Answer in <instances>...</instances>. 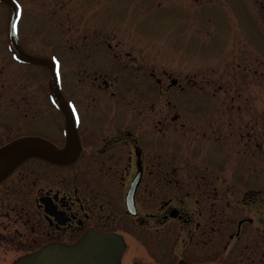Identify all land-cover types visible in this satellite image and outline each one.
<instances>
[{"label":"rangeland","instance_id":"obj_1","mask_svg":"<svg viewBox=\"0 0 264 264\" xmlns=\"http://www.w3.org/2000/svg\"><path fill=\"white\" fill-rule=\"evenodd\" d=\"M16 1L22 46L60 55L65 97L87 108L115 94L114 108L139 112L146 148L160 149L148 156L161 158L168 182L176 173L193 193L205 183L216 188L210 196L220 188L227 238L234 234L239 198L264 190V0ZM9 19L0 3V51ZM78 47L95 52L83 61ZM6 61L0 53L1 66L14 71ZM20 73L0 91L40 93L36 83L23 88ZM171 248L164 241L150 250L153 264H174Z\"/></svg>","mask_w":264,"mask_h":264},{"label":"flooded vegetation","instance_id":"obj_2","mask_svg":"<svg viewBox=\"0 0 264 264\" xmlns=\"http://www.w3.org/2000/svg\"><path fill=\"white\" fill-rule=\"evenodd\" d=\"M5 48L0 53L14 71L6 72L0 62V89L20 70L16 79H26L23 88L36 83L40 93L0 91V148L37 137L62 149L66 123L51 99L49 71L14 60L10 46ZM22 48L31 56L62 63L59 54ZM76 52L85 61L95 51L78 47ZM108 83L103 81L105 87ZM114 95L108 94V102L99 107L84 108L81 98L73 103L79 117V150L71 163L31 159L0 184V264H13L49 245H76L94 232L124 238L121 264H153L150 250L164 241L172 244L174 264H264V190L239 198L232 212L242 217L227 238L224 192L217 188V196H210L216 188L207 189L205 183L193 193L176 173L168 182L161 158L148 156L159 155L160 149L146 148L139 112L114 108ZM51 115L55 124L48 131Z\"/></svg>","mask_w":264,"mask_h":264},{"label":"water","instance_id":"obj_3","mask_svg":"<svg viewBox=\"0 0 264 264\" xmlns=\"http://www.w3.org/2000/svg\"><path fill=\"white\" fill-rule=\"evenodd\" d=\"M0 2L5 3L11 10L9 41L17 59L49 69L51 74L50 91L55 104L65 115L67 133L66 145L63 149L36 137L22 138L1 148V183L17 167L30 159L39 158L61 165L71 163L76 158L79 144L76 133V117L62 94L57 65L49 59L31 57L22 51L17 37L19 6L13 0H0ZM124 251L125 243L122 237L115 234L90 233L74 246H46L39 252L23 257L14 264H121ZM179 264L188 263L182 261Z\"/></svg>","mask_w":264,"mask_h":264}]
</instances>
